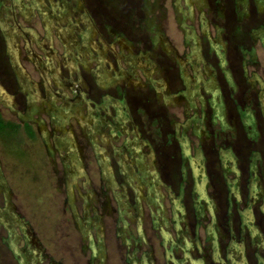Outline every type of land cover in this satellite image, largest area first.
Returning <instances> with one entry per match:
<instances>
[{
	"label": "rangeland",
	"instance_id": "obj_1",
	"mask_svg": "<svg viewBox=\"0 0 264 264\" xmlns=\"http://www.w3.org/2000/svg\"><path fill=\"white\" fill-rule=\"evenodd\" d=\"M258 3L0 0V264H264Z\"/></svg>",
	"mask_w": 264,
	"mask_h": 264
},
{
	"label": "flooded vegetation",
	"instance_id": "obj_2",
	"mask_svg": "<svg viewBox=\"0 0 264 264\" xmlns=\"http://www.w3.org/2000/svg\"><path fill=\"white\" fill-rule=\"evenodd\" d=\"M260 1H262V0H256V2L258 3V2H260ZM259 4V3H258ZM49 28V27H48ZM48 30V29H47ZM6 38H7V40H8V44H9V46L11 47V48H13V45L15 44V40L13 39V36H14V31L11 29V31H9V32H7L6 33ZM66 36H69V35H67V33L65 34ZM186 36H187V38H191V36H190V33L188 32V31H186ZM15 37V36H14ZM70 46H71V44H70ZM14 52H16L17 53V48H14V50H13ZM191 54H194V49L193 48H191ZM13 55V57H15L16 55H15V53L14 54H12ZM18 78H19V74H18ZM20 83L22 84H27V80L26 79H24V77H22L21 75H20ZM73 91L74 92H72V97L70 98V101L72 102V103H74L75 101H76V98H78L79 97V90H76L75 91V89H73ZM32 97H33V95L32 94H29L28 95V100H30L31 102H32ZM216 109H217V106H216ZM62 112H65L66 113V110H65V108L62 110ZM67 113H72V105H70V106H68V111H67ZM0 117H2L3 118V116H2V114L0 113ZM25 125H27V124H25ZM63 136L66 138V139H70V140H72V138L67 134V133H64L63 134ZM68 140H65V143H67L68 142ZM103 164V163H102ZM101 164V165H102ZM252 170L255 172V170H254V163H253V166H252ZM101 171L103 172V173H106L107 172V170H106V166L105 165H103V168L101 169ZM254 179L255 178H251L250 180V186H249V188H250V199H249V203L254 199V197H255V191H256V188H255V183H254ZM149 190H151V188H149ZM70 191V190H69ZM69 191H68V193H69ZM177 202V201H176ZM175 201H173V206H172V210H173V213L174 214H177V212L179 211V212H181V208H180V206H179V203L177 202L176 203ZM264 205V204H263ZM263 208H264V206H263ZM198 211H201V209H199ZM241 213H242V221H243V219H244V223L245 222H247L248 221V219H250L251 217H252V215H251V212L249 211V208H246V209H244V210H242L241 211ZM254 231V230H253ZM254 234H257V233H255L254 232ZM235 239L233 238V240L231 241V243H230V246H229V249H230V251H234V252H237L239 249L237 248V243H235ZM237 264V263H236Z\"/></svg>",
	"mask_w": 264,
	"mask_h": 264
},
{
	"label": "trees",
	"instance_id": "obj_3",
	"mask_svg": "<svg viewBox=\"0 0 264 264\" xmlns=\"http://www.w3.org/2000/svg\"><path fill=\"white\" fill-rule=\"evenodd\" d=\"M0 125H2L1 126V128H2V130L4 131V129H5V127L6 126H12V127H15L16 126V124H14L13 122H10V121H6V122H4V121H2L1 119H0ZM0 128V129H1ZM15 129V128H14ZM0 132H1V130H0Z\"/></svg>",
	"mask_w": 264,
	"mask_h": 264
},
{
	"label": "bare ground",
	"instance_id": "obj_4",
	"mask_svg": "<svg viewBox=\"0 0 264 264\" xmlns=\"http://www.w3.org/2000/svg\"><path fill=\"white\" fill-rule=\"evenodd\" d=\"M44 9V8H43ZM45 18V17H44ZM61 29V28H60ZM69 35V34H68ZM45 43V42H44Z\"/></svg>",
	"mask_w": 264,
	"mask_h": 264
}]
</instances>
